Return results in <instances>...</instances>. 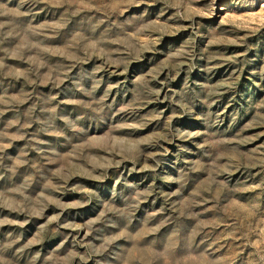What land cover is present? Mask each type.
I'll return each mask as SVG.
<instances>
[{
	"label": "rangeland",
	"instance_id": "1",
	"mask_svg": "<svg viewBox=\"0 0 264 264\" xmlns=\"http://www.w3.org/2000/svg\"><path fill=\"white\" fill-rule=\"evenodd\" d=\"M0 262L264 264V0H0Z\"/></svg>",
	"mask_w": 264,
	"mask_h": 264
},
{
	"label": "clouds",
	"instance_id": "2",
	"mask_svg": "<svg viewBox=\"0 0 264 264\" xmlns=\"http://www.w3.org/2000/svg\"><path fill=\"white\" fill-rule=\"evenodd\" d=\"M126 2L127 3H133V2H135V0H126ZM128 127H135V125H129ZM161 139H163L164 137H160ZM150 140L152 139V138H149ZM145 142H147V141H145ZM143 167L145 168V169H147V168H149L150 166L147 164V163H145L144 165H143ZM0 264H2V262H0Z\"/></svg>",
	"mask_w": 264,
	"mask_h": 264
}]
</instances>
